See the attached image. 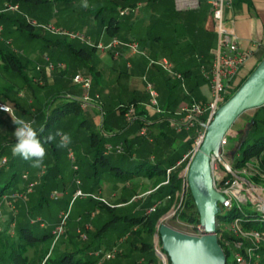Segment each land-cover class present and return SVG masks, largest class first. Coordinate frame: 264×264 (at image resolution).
Masks as SVG:
<instances>
[{
  "label": "rangeland",
  "instance_id": "rangeland-1",
  "mask_svg": "<svg viewBox=\"0 0 264 264\" xmlns=\"http://www.w3.org/2000/svg\"><path fill=\"white\" fill-rule=\"evenodd\" d=\"M90 3L92 2H87V4ZM54 7L57 8L58 11L53 17L60 16L61 14L71 16L69 15L70 11L69 8H67V5H52L48 10L53 9L54 11ZM105 12L108 13V11ZM103 14L104 11L102 12V15ZM68 21L69 23L75 22V20ZM149 24L150 23H148V25ZM155 24L156 23L154 22L152 25L150 24L151 26L145 25V28H147V30L155 31ZM68 28L73 31H78L85 36L87 35L85 28L80 24L76 23L68 26ZM33 32L38 34L39 37L20 36L17 32H14L5 38L2 30L0 42L2 41L7 44V47L17 54L24 56L31 54L30 57L33 59L31 61L32 63L24 70L27 82H24L19 74L17 75L16 73L0 71V99L11 106L13 116L23 117L26 120L33 122V126L35 127L37 125L36 123L46 119L47 107L54 97L73 95L78 98V95L80 94L78 89L80 86L72 81V76L74 74L73 72H70L71 69L69 66H65L66 64L68 65L69 63L75 62L74 55L68 57L66 60L63 59L62 61L65 62V65L61 68L55 67L53 70H48L43 63L42 55L52 53L53 49L46 48L42 38H50L52 34L40 30L39 28H35ZM91 39L92 41L95 40L92 36ZM90 53H92L90 60L96 63L94 57L97 56V54L91 51ZM50 60L52 59L50 58ZM57 61L58 60H56V62ZM144 62L147 66V59L144 60ZM37 65H39V69L36 68ZM150 66L154 70L160 69L157 65ZM127 70H122V72H119V75L128 79L119 80L117 74L108 70L105 63L100 64L99 68L96 67L95 70L92 69L91 71L84 67L80 69L78 68L77 71L79 73L85 74L90 79L93 87L92 91L95 90L99 93L100 101L103 105L102 111H100V109L95 110L94 114L96 119H93V116L91 115L93 113L82 111L81 108L80 110L66 111L51 119L43 138L47 137L49 134H55L57 131H60L70 135L71 143L66 148H57L56 145L59 142V137L53 142L44 143V147L47 150V156L45 157L42 168H32L31 161H26L23 158L16 156L18 159L12 166V169L18 175L15 187L25 188L26 184L32 180H36V184L33 185L32 191L28 193L24 199L15 197V190L6 193L8 198H5V202L0 204V222H5L4 224H0V232H2L1 230L10 220L15 223L19 217L24 215V213H27L36 204L39 196V187L43 183L44 178L47 181V183H44V194L48 200L44 203V206L42 207L43 209L38 213L39 216H37V218L40 219L38 222H43L42 226L48 228V230L52 232L60 221V213L69 209L63 233L54 243H52L53 239H49L44 243L35 244L26 251L32 264L40 263L43 254L55 255L63 250H73L74 246H84L86 242L92 241V239L94 240V243L100 247L99 250H106L113 247L117 251L113 258L104 260L100 264H131L134 261L144 264L143 261L140 262L141 256L144 255L138 251L130 249V240L133 236L129 234L130 225L128 223L114 222L109 228L99 234L97 229L105 221H108L110 216L107 209L103 205H99L96 202L97 199L92 197V195L102 196L109 203L107 205L112 207L115 206L116 203L128 201L130 203L115 207L113 209V214L123 215L130 212L133 205L140 204L142 199L139 200V197L144 196L145 192L150 189L151 185H153L160 176H156L157 179L154 177V180H146L144 179V176H119L118 173H112L113 171L110 170L108 166L112 163L120 167H122L123 164H126L124 161V163H122L121 157L126 154L129 144H131L132 151L134 148H140L141 145L145 148V150L141 152L137 150L133 151L134 155H146L151 160L154 158L157 160L170 158L175 151L184 146L185 143L184 141L182 142L184 135H187L189 137L188 139L194 140L196 135L195 128L197 127L194 125V127L186 129L185 133H176L174 129L170 127L168 122L163 121L160 123L157 121L158 118L169 115L166 114L169 110L167 108L168 105L163 99L168 96L169 101L171 97H177V95L180 96L181 92H183V89L178 82V85L173 84L172 82L166 89L168 92L163 95H158L160 93L157 92L158 88L155 87L148 78L142 79V74L139 77L141 84L145 86L146 81L150 82L156 91L158 105L162 110V113L159 114L149 105V96L147 92L137 90L135 83L138 82V79L131 74V71ZM56 72L61 74L60 79L57 77L56 79H53ZM162 72L166 76H169L161 70V72H157L161 78L164 76ZM42 73H44V76H42ZM143 76H145V74H143ZM130 79H133L134 82L130 81ZM171 79L174 80V77L169 76V80ZM241 79L238 82H240ZM63 99L64 97H61L60 101L63 102L65 100ZM171 103L174 105V101ZM15 104L20 105L21 109L16 107ZM130 105L135 107L138 105L139 107L144 108L148 112V116H150L151 119H154L152 122L143 125L146 128L147 137L150 138L151 141L143 136L141 138L137 137L139 128L136 127V114H134V117H132V120L130 121H127L124 118L123 111H125ZM255 111L256 109L244 111L227 132L226 142L223 145V149L230 162H233V156L231 153L235 154L233 151L236 149L239 139L246 129V125L249 123V118L255 113ZM12 115L8 113H0V146L7 144L8 141L9 144H11L12 140L16 139L13 135L16 125L13 123ZM175 119H180V117L176 116ZM159 127L165 131L164 137H160L159 134H156V132L159 131ZM92 131L98 136L108 137L103 146L106 143L112 144L122 142L124 151L122 153L106 154L105 156H107L110 161L106 160L104 164L96 163L94 166L93 141L89 138ZM132 138H135L136 142H131ZM11 148L12 145H6L4 147L2 156H5L7 161L4 164H0V168H8L13 155ZM190 148L187 147L186 151ZM68 151H71L73 154L72 161L67 155ZM261 156H264V150L262 151ZM250 162L251 163H247L246 166L243 165L238 168H241V171H244L241 175L249 178V176L257 174V180L253 183L257 187L264 188V174L261 175L255 171V167H253L256 163L255 158H252ZM165 165L167 164H164V167ZM73 166H76V169H74ZM182 166L183 162L175 166L174 172L178 173ZM50 167L54 169L52 170L51 168L48 170ZM24 173H26L27 178L23 177ZM49 184L51 185L49 186ZM77 188L88 195L84 194L83 196L72 198L73 191ZM52 192L57 194V198H50ZM262 192H264V190H262ZM166 200L168 199H164V201ZM241 206L243 209H248L250 207V205L244 203H241ZM171 210L172 208L170 206V208L161 215L160 222L183 231L184 221L179 217L182 210L180 212H175L174 214H172ZM89 212L93 213L94 216L92 215L93 217L88 218L87 214H89ZM35 215L37 214L35 213ZM217 223L219 230L224 232L228 221L220 217L217 219ZM84 224H89L90 226L89 229L86 231L84 230L87 235V241H84L82 236ZM13 226L14 225L10 226L5 231L9 237L14 236ZM78 229L81 230V234L80 232H77ZM261 231L264 232V227ZM66 232L67 236L65 237ZM151 236L152 235H148L144 232L141 233V239L148 243L151 241ZM0 238L3 237L1 236ZM120 239L122 240L119 241ZM152 263L160 264L156 256ZM226 264H233V258L230 252H228L226 257Z\"/></svg>",
  "mask_w": 264,
  "mask_h": 264
},
{
  "label": "trees",
  "instance_id": "trees-1",
  "mask_svg": "<svg viewBox=\"0 0 264 264\" xmlns=\"http://www.w3.org/2000/svg\"><path fill=\"white\" fill-rule=\"evenodd\" d=\"M69 1L70 0H0V8L5 2L18 3L19 10L22 13L36 18L39 21L45 22L49 21V19H51L58 11V9H55V7L54 11L53 9L48 10L50 6L68 4ZM102 10V8H92L90 11L93 15L100 16L101 27L103 26L104 29L109 32L112 28H114V24L117 23V19L120 15L118 14V9H116L114 6L107 7L108 13H106L105 15H102ZM0 24L3 27V35L5 38L6 36L13 34L14 32H17L20 36L39 37L38 34L33 32L35 28L33 26H30L25 21L22 14H20L19 12L0 11ZM42 41L45 44L46 48L53 49L54 53H50L49 56L52 61H60L62 59L60 57L62 56V54L58 50V46H60L61 44L65 48H67L68 45L62 41H59L58 38H55V35H52L50 38H42ZM81 46L83 48H89L90 51L95 49L93 47H88L83 43H81ZM54 56L55 58H53ZM31 61L32 59L29 55L24 56L21 54H17L16 52L8 48L7 44L2 41L0 42L1 72L16 73L17 75L19 74L20 78L23 79L24 82H27V77L24 73V70L32 63ZM210 61L211 59L207 64L208 66L210 64ZM247 75H245L241 79V81L238 82L233 87V89L230 90L227 98L236 90V88L241 84V82L246 78ZM42 76H44V73H42ZM61 97H64L65 99H63V102L60 101ZM15 106L21 109L20 105L15 104ZM47 109L46 119L44 121L41 120L40 122L36 123L37 125L35 126L37 130L43 129V132L41 133L42 142L44 141L43 136H45V132L50 120L56 117L58 114H62L66 111H72L76 109L80 110V99L71 95L56 96L50 102ZM135 114L137 118V128H140L141 125L147 123L146 120L148 118V115L146 114V110L144 108L136 105ZM82 119L86 121L84 118ZM250 120H252V122L250 123L249 127L244 130L241 138L239 139V143L236 149L233 151L235 152V154L231 153V155L233 156L232 166L234 168H239L243 165H246L247 163H251L250 161L252 160V158H255L256 163L253 167H255V171L258 172V174L262 175L264 174V156H261V153L264 150V105L256 108L255 113L249 118V122ZM164 121L167 122L166 119ZM199 122L200 120L196 121V127H199ZM246 130L247 132L245 133ZM137 137L141 138L142 136L137 135ZM89 138H91V141H93V165L95 166L96 163L104 164V162H106V160H109V158L105 156L106 154L103 153L102 147L106 138L108 137L98 136L94 131H92L89 135ZM192 141L193 140L191 139H187L184 146L175 151L170 158L158 160L155 158L151 160L146 155L132 156V147L131 144H129L126 150V154L121 157L122 163L126 162V164H123L122 167L117 166L113 163L108 166V168L113 171L112 173H118L119 176H144L146 178L160 176V178L151 187V189H154L144 196L139 197V200H143L144 198L143 202L141 200L140 204L133 205L130 209L131 211L126 214L115 215L113 214V209L115 207H120L130 203L128 201L116 203L117 206L115 205L113 207L101 202L98 199L96 201L99 205H103L107 209V212L110 216L108 221H105L97 229L99 234L109 228V226L114 222L118 221L121 223H128L130 225L129 234L133 236L130 240V249L138 251L144 255L141 256L140 261H143L144 264H153L152 262L155 255L152 250V236L151 241L148 243L147 241L141 239V233L144 232L148 235H153L155 225L157 224L159 218L170 208L173 201V193L176 189L180 188L181 179L180 177H178V173H175L173 169L170 171L168 183H160L165 179L166 169L172 167L176 163V160L180 157L181 153L186 150L187 147L190 148V146H192ZM15 142L16 139H13L11 144H9L8 141L7 144L1 145L0 157L2 156L4 147L6 145H13ZM131 142H136L135 138H132ZM144 150V146L141 145L137 151L141 152ZM53 153L55 154L54 151ZM17 159L18 158L16 156L12 155L8 168H0V199L3 195H7L6 193L12 190L17 191L23 189V187H15L18 175L12 169V166L14 165V163H16ZM164 164L167 165H165L164 167ZM51 168L52 167L48 168V170ZM53 169L54 168H52V170ZM257 176V174H253L252 176H249V178H247L246 176L245 179L253 183L257 180ZM45 182L47 183L44 178L43 183L39 187V196L37 198L36 204L27 213H24V215L19 217V219L15 222L14 236L9 237L5 232L7 228H9V223L12 222V220H10L6 224V226L4 227L5 229L3 228L1 230L2 232H0V237L2 236L3 238H0V264H32L26 251L35 244H41L46 240L52 239L51 231L48 230V228L40 225V222H38L39 220H36L37 216H39L38 213L41 209H43L42 207L44 206V203H46L48 200L46 195L44 194ZM50 185L51 184H49V186ZM167 194L170 195V198L164 201V197ZM153 204H155L154 210L146 212V210ZM35 213L37 215H35ZM93 216H90V212L89 214H87L88 218ZM236 216L241 218L242 225L246 228H255L258 230H262V228L264 227V223L257 220V217L259 216L258 212L251 208V206L248 209H243L242 206L238 207L236 204H233L231 208L220 211L216 219L221 217L229 221L231 218ZM179 217L183 221L189 223L199 221V217L193 204L189 189L187 190L185 207L181 211ZM1 223L4 224L5 222L2 221L0 222V224ZM89 227V224H84L82 232L83 235H85L84 241L87 238L85 231L89 229ZM78 231L81 234V230L78 229ZM66 236L67 232L65 233V237ZM218 242L222 246L225 256L227 257V249L223 246V243L220 239L218 240ZM99 248L100 247L96 243H94V240L92 239V241L86 242L84 246H74L73 250H63L56 253L55 255H47L43 264H96L97 258L94 257L91 252ZM44 256L46 255L43 254L40 260H42ZM262 256L264 257V251L262 252ZM131 264L142 263L134 261Z\"/></svg>",
  "mask_w": 264,
  "mask_h": 264
},
{
  "label": "built area",
  "instance_id": "built-area-1",
  "mask_svg": "<svg viewBox=\"0 0 264 264\" xmlns=\"http://www.w3.org/2000/svg\"><path fill=\"white\" fill-rule=\"evenodd\" d=\"M176 9L185 10V9H194L198 5V0H174ZM209 11L211 18L213 20V28L216 33V47L212 52L211 61L209 66L204 64L199 65L201 75L203 79L209 86L210 94L209 98L205 102H199L193 98L182 108V118L179 120H174L171 123L172 129L175 132H179L182 129H188L193 127L197 120H200L199 127L195 128V137L192 141V146L188 151L178 160L172 167L166 169L165 179L160 184H166L169 180L170 171L174 169L175 166L183 162L182 168L178 172V177L181 179L180 188L176 189L173 193V201L171 204V212H180L184 209L186 198L188 182H187V171L189 164L193 158L196 149L200 145L202 138L204 136V128L201 126V123H208L216 109L227 99V96L231 89L237 84V77L240 68L244 65L248 52L244 51L236 35L227 27L224 18V11L231 7V0H208ZM137 7L134 6H124L119 8L118 14L124 16L136 10ZM0 11H11L19 12L24 17L25 21L34 28H39L43 31L49 32L55 36H61L67 39L79 40L80 42L86 44L89 47H93L100 51H105L111 49L118 45H124L127 47L130 53H141L138 49V43L135 40L122 41L118 38L112 37L107 42L102 41H92L89 36L84 34L64 29L56 25L52 21H39L36 18L30 17L29 15L22 13L19 10L18 3L5 2ZM3 27L0 24V37ZM1 39V38H0ZM43 63L48 70H53L56 68H61L63 66L62 62H54L50 60V57L46 54L42 56ZM149 65H157L162 71H164L169 76H172L179 80L182 86L183 76L181 73L177 72L172 64L166 58L152 59L148 58ZM39 69V65L36 66ZM72 81L79 84L82 93L80 99V108L85 109L90 104H98L100 106V96L98 93H91V82L90 79L80 73H75L72 76ZM145 91L149 96V105L154 108L156 113H162L157 101V93L154 90L150 82L145 83ZM4 108H7L8 111H5ZM0 111L12 115L11 106L3 101H0ZM135 114V106L130 105L125 111H123V116L127 121L132 120ZM13 116V115H12ZM18 126H15V131ZM138 135L146 137L149 141L150 138L147 137L146 128L142 125L138 130ZM227 135V134H226ZM226 135L221 140V148L219 149L220 157L229 165L230 172H227L219 162L216 157L210 154V173L212 178V187L222 194L224 201L218 203L220 211L224 209H229L233 204H236L238 207L241 206V203L249 204L251 208L258 212L259 216L257 220L264 223V188L257 187L254 183L245 179L241 173V168H234L232 162L227 158V154L223 149V145L226 142ZM124 151V146L122 142L117 143H106L103 146V153H122ZM68 157L70 160H73V154L71 151H68ZM7 159L5 156L0 157V164L6 163ZM246 166V165H245ZM76 169V166H73ZM241 171V172H240ZM24 178H27L26 173L23 174ZM36 184V180L29 181L25 188L22 190H17L14 192L15 197L25 198L28 193L32 191L33 185ZM154 189V188H153ZM153 189L148 190L145 194L151 192ZM85 193L81 192L80 189H75L73 191L72 198L77 196H83ZM88 195V194H85ZM91 195V194H90ZM10 197V196H9ZM95 199L100 200L105 204H109L105 198L99 195H92ZM5 198H8V195H3L0 199V204L5 202ZM51 199L57 198V194L52 192L50 194ZM170 195L167 194L164 199H169ZM155 204L151 205L146 212L153 211ZM68 210L60 213V221L58 225L53 229L52 233V243H54L63 233L64 224L68 216ZM219 211V213H220ZM92 216L93 213H90ZM36 220H40L36 218ZM161 218L158 220L155 225V229L152 235V250L154 255L159 260L160 264H169L168 258L165 252L160 247V241L158 237V226L161 223ZM184 229L182 232L192 234V235H201L203 233V226L199 221L196 222H185ZM15 225L14 221L9 223V227ZM40 225H43V222H40ZM216 236L217 239L221 240L223 246L231 253L234 264H264V257L262 252L264 251V232L255 228H246L242 225L241 218L238 216L231 218L226 226L225 231L219 230V226L216 219ZM14 227V226H13ZM174 228V227H173ZM181 231V230H180ZM79 232V231H78ZM227 237H226V236ZM85 238V235H82ZM123 239V238H122ZM120 239L119 241H121ZM223 249V248H222ZM117 251L110 247L109 249L103 250H93L91 254L97 258V264L102 263L104 260H109L114 257ZM47 255L40 261L38 264H43Z\"/></svg>",
  "mask_w": 264,
  "mask_h": 264
},
{
  "label": "crops",
  "instance_id": "crops-1",
  "mask_svg": "<svg viewBox=\"0 0 264 264\" xmlns=\"http://www.w3.org/2000/svg\"><path fill=\"white\" fill-rule=\"evenodd\" d=\"M84 2L85 0H70L68 4L64 5L68 6L69 15L71 16L61 14L60 16L51 18L49 21L52 20V22L64 29H69L68 26L76 23L80 24L85 28L87 35L95 39L93 40L94 42H107L112 37L122 41L135 40L142 54L130 53L124 45H118L105 51L94 49L91 50V52L97 54L94 57L96 61L94 63L90 60L92 53H90L89 48L81 46L82 42L55 36L59 41L68 45L67 48L61 44L58 46V50L62 54L60 56L62 59L58 61L65 65V62L62 60H66L68 57L74 55L75 62L65 65L70 67V72H73V74L79 73L77 69L82 67L88 68L90 71L92 69L95 70L96 67H100V64L105 63L107 69L114 74L116 73L119 80H126L128 78L121 77L119 72H122L124 69H130L127 71H131V74L138 79V82L135 83L137 90L146 92L144 85L139 80L142 74V79L148 78L158 88L157 92H160L158 95L168 92L166 89L172 82L173 84H177L178 82L183 92H181L180 96L171 97L169 101L168 96L163 99L168 105L167 108L169 110L166 114L169 115L157 119L160 123L166 119L171 128V123L174 120H179L175 119L176 116L182 118L183 114L181 110L189 99L193 98L199 102L207 101L210 89L201 75L199 64L202 63L208 66L207 64L216 47L217 39L209 11L208 0H198L196 8L185 10L176 9L174 0H86V2H92L88 4L87 8L82 6ZM109 6H114L118 10L124 6H134L137 8L127 15L119 16L117 23L114 24V28L108 32L103 26L101 27L100 16H95L88 11L92 8H102V12L104 11L103 15H105L107 13L105 11H107V7ZM224 18L227 27L236 35L241 48L248 52L247 59L238 73L237 80L239 81L264 56V0H231V7L225 9ZM68 20H75V22L69 23ZM154 22L156 23L155 31L145 28V25L149 26ZM148 23L150 24L148 25ZM46 55L50 56V54ZM30 58L33 59L32 57ZM148 58H166L174 69L182 74L184 86L176 78L169 80V76H166L163 72L164 76L162 75L163 78H161L157 74V72H161L160 69V71L158 69L154 70L148 63L146 66L144 60L147 59L148 61ZM60 75V73L56 72L53 79H56V77L60 79ZM130 81L134 82L133 79H130ZM78 90L80 92L78 98H80L82 90L80 87ZM92 90L91 84V93H97V91ZM172 101H174V105H172ZM102 108V102L100 106L93 103L82 109V111L93 113L91 115L93 119H96L95 110L100 109L102 111ZM0 113L4 112L0 111ZM146 114L148 115L147 111ZM153 120L148 116L146 121L149 123ZM185 132L186 129H182L176 133ZM156 134L164 137L165 131L159 127V131ZM188 138L187 135H184L182 142L184 141L185 143ZM136 150H138V147L133 149V151ZM133 151L132 155H134ZM185 151L181 153L176 162L187 152ZM144 179L154 180V177H144ZM151 187L149 190H151Z\"/></svg>",
  "mask_w": 264,
  "mask_h": 264
},
{
  "label": "water",
  "instance_id": "water-1",
  "mask_svg": "<svg viewBox=\"0 0 264 264\" xmlns=\"http://www.w3.org/2000/svg\"><path fill=\"white\" fill-rule=\"evenodd\" d=\"M264 105V56L236 90L216 109L208 123H201L204 136L187 171L188 188L197 211L203 233L199 236L182 232L166 223L158 226L160 247L169 264H225L226 256L219 244L216 217L224 201L212 187L210 154L227 172L229 165L220 157L221 140L236 119L246 110ZM250 122L246 125L249 127ZM247 130L245 131V133ZM161 218V217H160Z\"/></svg>",
  "mask_w": 264,
  "mask_h": 264
},
{
  "label": "clouds",
  "instance_id": "clouds-1",
  "mask_svg": "<svg viewBox=\"0 0 264 264\" xmlns=\"http://www.w3.org/2000/svg\"><path fill=\"white\" fill-rule=\"evenodd\" d=\"M82 6L85 8L88 7L86 0ZM4 110L8 111L7 108H4ZM12 119L13 123L18 126L13 134L16 138V142L12 145V154L26 161H31L32 168L39 169L44 165L45 157L47 156L44 143L53 142L57 137H59V142L56 145L57 148H66L71 143L70 135L60 131H57L55 134H49L42 142L41 133L43 129L37 130L33 126V122L23 117L12 116Z\"/></svg>",
  "mask_w": 264,
  "mask_h": 264
}]
</instances>
